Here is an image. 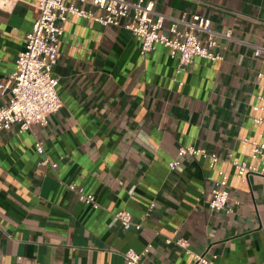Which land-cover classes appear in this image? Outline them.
I'll use <instances>...</instances> for the list:
<instances>
[{
  "label": "crops",
  "instance_id": "1",
  "mask_svg": "<svg viewBox=\"0 0 264 264\" xmlns=\"http://www.w3.org/2000/svg\"><path fill=\"white\" fill-rule=\"evenodd\" d=\"M37 1L0 0V85L25 49ZM152 1L168 16L198 13L231 30L232 39H219L225 59L195 57L178 72L165 47L143 55L142 39L123 25L70 15L54 68L62 108L46 126L0 131V264H127L129 249H149L140 264H195L193 253L215 264L264 263V178L243 182L226 161L211 168L209 158L179 155L197 146L254 163L245 139L264 133L255 122L264 112L254 110L264 97V0ZM10 95L0 86V107ZM220 169L230 173V199L216 210ZM121 210L141 229H125ZM178 238L192 253L167 243Z\"/></svg>",
  "mask_w": 264,
  "mask_h": 264
},
{
  "label": "built area",
  "instance_id": "2",
  "mask_svg": "<svg viewBox=\"0 0 264 264\" xmlns=\"http://www.w3.org/2000/svg\"><path fill=\"white\" fill-rule=\"evenodd\" d=\"M66 0H38L40 11L33 29L27 35L25 49L17 57L15 70L8 82L0 85L3 91L10 92L8 104L0 107V131L16 127L19 133L31 130L33 124L46 126L53 114L63 106L58 94V79L54 76V68L58 63L60 45L65 32V24L70 15L97 21L105 26L123 25L127 30L142 39L141 53L145 55L163 46L170 55L178 60V72L186 70L195 57L213 62L223 61L225 55L217 51L220 38L232 39L231 30L220 33L213 29L212 19L208 16L194 13L176 18L160 13L152 0H80L82 4L91 3L101 10L95 13L83 7L66 4ZM167 20L170 21L166 28ZM260 50L256 51V55ZM264 74L260 73L259 77ZM262 105L254 106L255 111L264 112V97H260ZM255 122L264 125V116L256 117ZM251 145V158L254 163L240 161L232 153L222 156L197 146L181 147L179 155L203 156L210 159V167L215 168L223 161L234 169L237 179L247 181L251 175L264 178V133L257 139H245ZM36 150L45 153L44 145L37 141ZM45 162H47L45 160ZM180 165L179 160L170 162L171 168ZM57 167L56 163H53ZM219 179L212 189L209 202L213 209L220 210L228 207L230 199V173L226 169L218 171ZM76 191L82 202L100 208L94 194L86 192L76 183L67 185ZM229 212L233 210L228 209ZM125 229H141V225L133 221V215L127 210L115 213ZM175 242L192 253L187 239H167V243ZM149 251L139 253L129 249L124 253L127 264H140L142 257ZM195 264H215L205 255L193 253ZM215 258H217L215 256ZM264 264V263H263Z\"/></svg>",
  "mask_w": 264,
  "mask_h": 264
}]
</instances>
